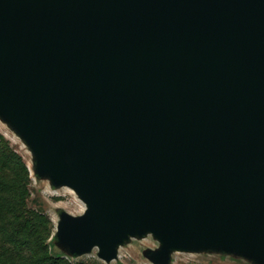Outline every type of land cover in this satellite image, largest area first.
Segmentation results:
<instances>
[{
  "label": "water",
  "instance_id": "obj_1",
  "mask_svg": "<svg viewBox=\"0 0 264 264\" xmlns=\"http://www.w3.org/2000/svg\"><path fill=\"white\" fill-rule=\"evenodd\" d=\"M0 113L87 202L57 237L128 232L264 264V0H0Z\"/></svg>",
  "mask_w": 264,
  "mask_h": 264
},
{
  "label": "rangeland",
  "instance_id": "obj_2",
  "mask_svg": "<svg viewBox=\"0 0 264 264\" xmlns=\"http://www.w3.org/2000/svg\"><path fill=\"white\" fill-rule=\"evenodd\" d=\"M0 133L11 147L22 157L29 171L31 183L27 207L37 214L45 215L51 225L46 239L53 256H62L72 262L88 264H155L152 255L163 246L160 239L149 230H134L118 242L115 257L111 260L99 256V248L91 247L73 254L69 247L57 237L62 214L81 216L88 210L85 199L69 184L55 182L49 168L37 155L28 136L6 114L0 113ZM168 264H253L237 250H227L219 244H205L193 248H168Z\"/></svg>",
  "mask_w": 264,
  "mask_h": 264
},
{
  "label": "trees",
  "instance_id": "obj_3",
  "mask_svg": "<svg viewBox=\"0 0 264 264\" xmlns=\"http://www.w3.org/2000/svg\"><path fill=\"white\" fill-rule=\"evenodd\" d=\"M30 183L24 160L0 133V264H88L51 255V223L27 207Z\"/></svg>",
  "mask_w": 264,
  "mask_h": 264
}]
</instances>
